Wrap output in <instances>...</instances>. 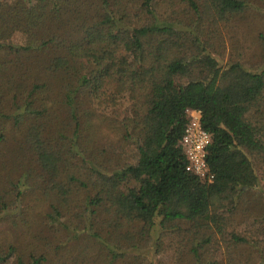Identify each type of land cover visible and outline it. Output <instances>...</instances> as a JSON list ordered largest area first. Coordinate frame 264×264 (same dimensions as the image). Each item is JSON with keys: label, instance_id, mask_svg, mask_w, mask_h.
I'll use <instances>...</instances> for the list:
<instances>
[{"label": "trees", "instance_id": "trees-1", "mask_svg": "<svg viewBox=\"0 0 264 264\" xmlns=\"http://www.w3.org/2000/svg\"><path fill=\"white\" fill-rule=\"evenodd\" d=\"M263 182L264 0H0V264H264Z\"/></svg>", "mask_w": 264, "mask_h": 264}, {"label": "built area", "instance_id": "built-area-1", "mask_svg": "<svg viewBox=\"0 0 264 264\" xmlns=\"http://www.w3.org/2000/svg\"><path fill=\"white\" fill-rule=\"evenodd\" d=\"M187 123L181 138V144L186 154V170L210 183L213 174L207 163V147L211 143V134L201 125L202 112L197 108L186 110Z\"/></svg>", "mask_w": 264, "mask_h": 264}, {"label": "rangeland", "instance_id": "rangeland-1", "mask_svg": "<svg viewBox=\"0 0 264 264\" xmlns=\"http://www.w3.org/2000/svg\"><path fill=\"white\" fill-rule=\"evenodd\" d=\"M264 183V182H263Z\"/></svg>", "mask_w": 264, "mask_h": 264}]
</instances>
